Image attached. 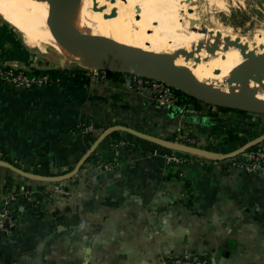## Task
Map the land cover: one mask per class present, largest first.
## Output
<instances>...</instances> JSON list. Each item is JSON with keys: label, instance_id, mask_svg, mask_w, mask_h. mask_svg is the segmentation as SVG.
Returning <instances> with one entry per match:
<instances>
[{"label": "crops", "instance_id": "0c3cea01", "mask_svg": "<svg viewBox=\"0 0 264 264\" xmlns=\"http://www.w3.org/2000/svg\"><path fill=\"white\" fill-rule=\"evenodd\" d=\"M29 59L0 19V67L49 69L31 68ZM88 76L90 85L21 90L0 82V162L31 174L46 162L68 174L96 141L78 135L63 144L59 134L83 125L93 136L126 127L236 155L209 159L119 132L64 182L29 180L0 164V212L15 224L0 237V264H264V172L247 173L248 150L237 153L264 137V115L201 101L161 108L130 80ZM231 134L238 138L228 143ZM170 162L179 176L166 175Z\"/></svg>", "mask_w": 264, "mask_h": 264}, {"label": "bare ground", "instance_id": "6f19581e", "mask_svg": "<svg viewBox=\"0 0 264 264\" xmlns=\"http://www.w3.org/2000/svg\"><path fill=\"white\" fill-rule=\"evenodd\" d=\"M175 2L155 6L151 0L152 6L144 7L138 0H66L67 17L57 0H0V16L23 34L28 46L50 45L88 69L105 65L101 54L71 51L62 43L61 25L68 29L72 22L80 36L101 38L113 58L139 53L149 65L176 78L182 79L175 71L182 72L224 91L234 90L264 102V67L257 61L258 56H264V31L247 43L217 37L207 27H195L192 17ZM216 6L218 11L228 10L226 0H216ZM182 13L185 20L180 17ZM214 24L221 29L220 23Z\"/></svg>", "mask_w": 264, "mask_h": 264}, {"label": "water", "instance_id": "95a60500", "mask_svg": "<svg viewBox=\"0 0 264 264\" xmlns=\"http://www.w3.org/2000/svg\"><path fill=\"white\" fill-rule=\"evenodd\" d=\"M66 0H57L58 7L62 14L69 16V11L66 9L64 2ZM71 20V19H70ZM60 29L62 30V43L69 48L73 52H82L85 55L93 56L101 54V59L105 62V65L95 67L107 71L121 72L132 75H138L141 77L153 79L164 84H167L171 88L176 91L182 92L185 95L196 99L201 102H207L219 107L231 108L240 111L253 112L257 114L264 115V102L252 100L246 98L234 90L224 91L220 88H216L215 86L208 85L204 82H201L185 73L175 71L180 75L182 79L176 78L156 67H153L148 64V62L143 58V56L139 53L134 54L130 58L116 59L111 57L108 47L104 40L98 37H83L80 36L74 29L72 22L70 24V28L66 29L65 26L61 25ZM178 55H166V58H177ZM258 64L261 67H264V56H258ZM76 64L75 62H73ZM114 132H126L135 137H138L142 140L155 144L157 146L167 148L170 150H174L177 152H183L190 155L205 157L209 159H222L229 158L235 156L231 154L230 156H220L216 154H211L205 151H202L198 148H191L182 145L175 144L173 142L160 139L148 134H144L138 132L136 130L126 128V127H118L113 126L107 129L92 145L90 150L85 154V156L79 161L77 166L73 171L68 174L55 176V177H42L37 176L26 171L20 170L6 163L0 162V164L4 167H7L18 175L33 181L45 182V183H59L72 179L75 177L81 168L88 162L90 157L95 153L97 148L101 145V143L106 140L110 135ZM264 141V137L259 140L252 142L245 146L242 150L237 153H243ZM6 262H9V255H5Z\"/></svg>", "mask_w": 264, "mask_h": 264}, {"label": "rangeland", "instance_id": "374dc122", "mask_svg": "<svg viewBox=\"0 0 264 264\" xmlns=\"http://www.w3.org/2000/svg\"><path fill=\"white\" fill-rule=\"evenodd\" d=\"M171 1L173 2L174 0ZM171 1L154 0V5H171ZM226 1L228 2V6L224 7L226 10L228 8V10L225 12H221L216 9V7H218L216 6V0H177V2H175V6H180L179 8L182 7L183 13L187 12L192 17L195 27H204L205 29L208 28L211 35L213 34L222 38L225 37V39H232L233 37V40L239 38L238 40H241L242 43H247L248 41L256 39L258 37V32L264 31V0ZM138 5L144 7L152 6L151 0H138ZM224 5H226V3H224ZM183 13L180 17L182 20H185L183 19ZM0 19L9 24L1 16ZM214 23H220L221 29H217ZM10 26L18 34L20 44L28 50L30 54L29 63L32 66L31 68L46 67L49 69H82L89 73L97 72L98 74L103 71L108 72L107 70L99 68L88 69L77 63L74 64V61L70 60L64 53L50 45H44L42 47L28 46L25 43L23 34L19 32L16 27H13L12 25ZM226 28L229 30L227 31Z\"/></svg>", "mask_w": 264, "mask_h": 264}, {"label": "built area", "instance_id": "2783aa9c", "mask_svg": "<svg viewBox=\"0 0 264 264\" xmlns=\"http://www.w3.org/2000/svg\"><path fill=\"white\" fill-rule=\"evenodd\" d=\"M18 69L10 67H0V82L15 84L18 87L32 89L41 85H44L45 79H31L26 76L24 73H20L18 76H15V72ZM108 72H97L93 73V80L97 81L104 80L107 78ZM133 87L140 90H150L153 94V101L156 106L161 108H169L172 106H181L180 102L184 101V97L176 94V90L164 84L162 82L134 75L133 79L130 80ZM187 96V95H186ZM186 107L187 105H182ZM92 128L88 127L87 132H91ZM120 146H123L120 143ZM246 163L245 170L247 173L254 174L259 172H264V148L258 147L251 150H248L245 153ZM174 160V159H172ZM14 220L9 216L7 211L0 212V237L9 232L10 228L14 227ZM178 264V263H172ZM192 264H208L204 260L194 259Z\"/></svg>", "mask_w": 264, "mask_h": 264}, {"label": "trees", "instance_id": "16d2710c", "mask_svg": "<svg viewBox=\"0 0 264 264\" xmlns=\"http://www.w3.org/2000/svg\"><path fill=\"white\" fill-rule=\"evenodd\" d=\"M20 73H24L26 76H28L31 79H42L43 80L46 78V81H44V85L67 84V85L77 86V85H90L92 83L90 76H88L89 72H87L86 70H82V69H68V68L67 69H40V70L31 71V72H26L21 69H18L15 72V76H18ZM133 77L134 75L132 74L121 73V72L108 71L107 73V78L113 79L114 81H118V82L129 81L133 79ZM7 85L9 87H12L13 89H18V90L24 89L22 87H18L17 85L11 84V83H7ZM176 94L184 97V101L180 102L181 106L187 105V104H197L199 102L196 99L186 96L182 92L176 91ZM221 109L225 111H238L236 109L225 108V107H221ZM87 128L88 126L83 125V126H80L79 128L69 130L67 132H61L59 134L60 141L63 144H66L70 140L74 139V137H77L78 135L79 136L83 135V137L85 138L91 136L93 142H95L110 127L102 128V130L100 131V134L96 136H93V132H87ZM93 129H96V127H94ZM119 135H120L119 132H114L109 137L115 138V137H119ZM237 138H238L237 135L231 134L226 139V142L229 143L231 141L236 140ZM2 161L9 163L10 165L14 166L17 169H20V170L22 169L21 166H19L18 164H15L14 162H11L10 160L3 159ZM175 165H176L175 162H170L166 175H168L169 177L174 174L175 176H179V172L177 171L173 174V167ZM32 174L37 175V176H42V177L57 176V174H54L50 171V166L46 162L40 163L37 166H35ZM65 174H67V172L63 173L62 175H65ZM8 187L11 188L10 185Z\"/></svg>", "mask_w": 264, "mask_h": 264}]
</instances>
